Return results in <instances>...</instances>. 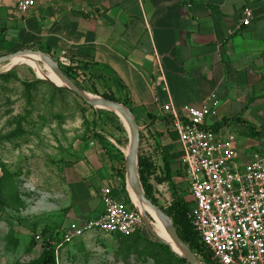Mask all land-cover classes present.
<instances>
[{"label":"crops","instance_id":"crops-1","mask_svg":"<svg viewBox=\"0 0 264 264\" xmlns=\"http://www.w3.org/2000/svg\"><path fill=\"white\" fill-rule=\"evenodd\" d=\"M18 1L0 0V58L11 51L37 49L47 51L59 66L107 76L115 97L126 102L138 122L141 151L146 152L140 151V157L149 160L151 151L159 153L161 148L172 155L170 147H178L174 150L179 157H169L173 179L186 182L182 146L164 112L168 104L177 111L200 108L215 94L220 100L218 116L205 128L240 118L258 133L232 122L217 134L235 136L230 131L239 127L240 134L253 136L256 144L252 138L245 140V149L235 136L242 165L249 162L254 146L264 152L263 139L258 138L264 134V121L253 119L256 125L244 117L264 101V0H35L26 14L18 10ZM247 8L254 13L252 25L238 29ZM233 102L242 117L228 118L230 112L220 111ZM105 148L96 141L84 144L80 161L68 172L82 189L83 211L94 215L90 219L103 212L102 201L99 212L88 207L93 196L119 187ZM164 164L162 159L156 165L161 176ZM84 213L76 216L71 211L69 217L75 219L63 228L90 220L78 219Z\"/></svg>","mask_w":264,"mask_h":264},{"label":"rangeland","instance_id":"rangeland-1","mask_svg":"<svg viewBox=\"0 0 264 264\" xmlns=\"http://www.w3.org/2000/svg\"><path fill=\"white\" fill-rule=\"evenodd\" d=\"M31 51L50 56L47 51L37 49ZM17 52L11 51L8 55ZM10 65L11 63H6L0 66V178L3 176L1 167H5L14 175L16 198L12 204H15L17 199L18 206L14 209L0 204V264H36L46 247L43 244L46 237L60 233L64 225L71 221L70 219H75L69 217L71 211H76L78 213L76 216H82L85 212L83 209L86 205H82L81 200L82 189L78 181L76 182L72 177V173L68 174L69 170L80 161L84 144L96 141L106 147V151L120 153L125 160L123 149L129 148V132L117 113L91 108L70 90L51 84L48 78L40 79L36 71L27 64H19L8 69ZM37 65L47 77L50 76L44 61L39 60ZM60 66L64 73L89 96L104 99L111 97L117 100V103L128 107L124 100L115 97L107 76L99 74L98 71H86L81 67L71 68L63 64ZM8 73L14 74V78H8ZM30 83H35V86L29 88ZM250 110L249 115L244 114L245 118L248 117L253 124H256L253 119L264 121V101L253 105ZM220 111L222 114L230 112L225 115V117L229 116L228 118L242 117L241 110L234 102L229 108L224 107ZM238 128L233 127L230 132L241 139V149H245L244 144L248 143L245 140L250 141L252 138V143L254 141L253 144H256L257 141L253 140L249 132L242 135ZM261 137L263 139L261 142L264 144V134L258 138ZM171 138L173 142L177 141L174 135ZM142 139L141 136L140 151ZM254 147L256 149L257 146ZM170 148L172 155L179 157L178 147H174L177 151ZM161 149L159 153L158 150L151 151V157L149 160L146 159L152 165L149 178L154 187L158 208L167 214L171 211L176 198L181 197L190 205L193 201L184 180L174 177L168 181L165 176L159 175L156 166L159 160L165 161L172 156L169 155V149L164 150V153ZM255 149L252 153L259 152V149ZM142 151L146 153L144 148ZM118 173L114 172L116 178L118 175V188L123 191V199L134 205L136 209L127 189L126 173L124 175ZM66 186L70 188L72 196L66 194ZM75 192L79 196H76ZM93 197L94 200L88 204V207L92 206L95 212H99L103 192L100 196L96 194ZM86 213L88 211L84 213L85 217L78 219L83 221L93 218L94 215ZM149 224L146 225L143 235L129 242L128 245L126 241L113 238L111 235L90 234L61 251L58 262L59 264H162L160 257L152 249L159 241L149 231L150 227L153 229V225H156L151 216H149ZM41 234V240H37V236ZM33 240L37 242L36 248L31 250L30 245ZM136 245L139 247L138 250L130 251Z\"/></svg>","mask_w":264,"mask_h":264},{"label":"built area","instance_id":"built-area-1","mask_svg":"<svg viewBox=\"0 0 264 264\" xmlns=\"http://www.w3.org/2000/svg\"><path fill=\"white\" fill-rule=\"evenodd\" d=\"M34 6L35 0L18 1L22 14ZM241 16L238 29L250 27L253 11L247 8ZM219 107L215 94L200 108L164 107L169 130L178 135L182 146L185 181L193 201L189 220L214 264H264V152L253 153L242 165L235 136L205 128ZM112 192L103 191L99 217L65 228L58 252L93 233L126 238L144 233V220L134 205L123 196L114 198Z\"/></svg>","mask_w":264,"mask_h":264},{"label":"trees","instance_id":"trees-1","mask_svg":"<svg viewBox=\"0 0 264 264\" xmlns=\"http://www.w3.org/2000/svg\"><path fill=\"white\" fill-rule=\"evenodd\" d=\"M8 78L13 77L14 74L8 73ZM35 86L34 84L30 83L29 88H33ZM111 101L117 102L114 98H106ZM241 123L253 134H257L256 128L249 124L248 122L242 120V119H234L233 121L231 119L224 120L221 124L214 126L211 128V130L215 133L219 132L222 128L229 125L230 123ZM108 156L113 162V170L114 172H119V175L125 174V164H124V158L123 156L118 153H112L111 151H108ZM120 164V166H116L117 164ZM172 160L168 158L165 159V164L162 170V175L165 176L166 180L170 181L172 178V169H171ZM3 171V176L0 178V204L3 207H11V208H17V199L15 201V204H12V201L16 198V186H15V179L14 175L9 173L5 167H1ZM152 172V165L151 163L146 159L140 157V163H139V174L140 179L145 191L146 196L148 199L156 206L158 207V202L154 195V187L153 184L150 181L149 175ZM118 178V175H117ZM162 181V180H160ZM124 188L126 185L123 186ZM122 190L120 188L114 190L112 192V196L114 198H119L122 195ZM127 204H131L130 202L126 201ZM192 205V204H191ZM191 205L190 203H187L183 198L178 197L175 199L174 205L171 208V211L167 213L169 217L172 218L177 231L181 237V239L191 248V250L195 253V255L201 260L203 264H214L212 261L211 254L207 251L204 244L201 242V239L195 232L190 220H189V213L191 211ZM60 230V229H59ZM65 229L63 228V231ZM63 231H60V233H56L55 235H51L49 237H46V239L43 241V244L46 246L44 248V251L41 255V257L37 260L36 264H59V254L57 247L60 245L63 239ZM143 234H137L133 237L126 238L121 235H111L113 238H120L124 241H126L127 245L129 242L138 239ZM42 236V234H41ZM80 242V240H77L75 243ZM36 241L33 240L30 245V249L34 250L36 248ZM74 243V244H75ZM72 244V245H74ZM126 245V246H127ZM71 245L65 246V248L69 247ZM65 248L59 250V252L63 251ZM135 248V249H134ZM138 245L135 247H132L131 250H138ZM154 253L157 254L160 257L162 264H188L185 260L179 258L177 255H175L171 249L160 242H157L156 245H154Z\"/></svg>","mask_w":264,"mask_h":264},{"label":"water","instance_id":"water-1","mask_svg":"<svg viewBox=\"0 0 264 264\" xmlns=\"http://www.w3.org/2000/svg\"><path fill=\"white\" fill-rule=\"evenodd\" d=\"M31 56L38 57L40 58V60L44 61L47 64L48 68L62 81V86L59 87L70 90L91 108L115 112L123 119L129 132V148L124 160L127 189H131L138 196V203L140 205V208H138L136 205L135 206L139 214L142 216L145 226L150 225L149 216L152 217L150 213V211H152L165 227L166 232L170 238V243L161 239L154 231V229L150 227L149 231L151 232L152 236L160 243L167 245L175 255L185 260L188 264H203L191 250V248L181 239L173 220L165 212L156 207L145 194L139 174L141 141L140 128L131 110L128 107L111 100H107L104 98H91L89 94L85 93L79 86L76 85L73 80H71L63 72L57 62L43 53L31 50L22 51L14 55L0 58V65L6 63L10 64L17 59L28 58ZM47 80L51 84H54L49 79Z\"/></svg>","mask_w":264,"mask_h":264},{"label":"bare ground","instance_id":"bare-ground-1","mask_svg":"<svg viewBox=\"0 0 264 264\" xmlns=\"http://www.w3.org/2000/svg\"><path fill=\"white\" fill-rule=\"evenodd\" d=\"M40 58L38 57H34V56H31V57H28V58H23V59H17L16 61H13L11 63L10 66H8V69L12 68V67H15L19 64H27L29 65L30 67H32L35 71H36V74L37 76L40 78V79H45V78H48L50 81H52L54 84L58 85V86H62V81L48 68L49 70V77L46 76L45 72H42V69L38 67L37 65V62H39ZM41 69V70H40ZM91 98H96L95 96H90ZM123 153L124 155L126 156L127 153H128V149L127 148H124L123 149ZM129 192H130V195L134 204L140 208V205L138 203V196L136 195V193H134L131 189H129ZM148 210V209H146ZM152 217L154 218L155 222H156V225H153V229L154 231L158 234V236L163 239L164 241L166 242H169L170 243V238L166 232V229L165 227L162 225V223L160 222V220L158 219V217L155 215V213H153L152 211H150Z\"/></svg>","mask_w":264,"mask_h":264}]
</instances>
